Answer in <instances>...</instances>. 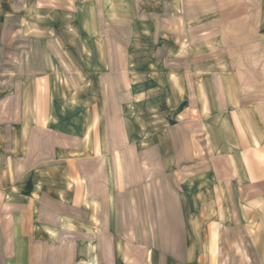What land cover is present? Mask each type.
Masks as SVG:
<instances>
[{
	"label": "crops",
	"instance_id": "1",
	"mask_svg": "<svg viewBox=\"0 0 264 264\" xmlns=\"http://www.w3.org/2000/svg\"><path fill=\"white\" fill-rule=\"evenodd\" d=\"M33 1L35 18L45 9L80 19L83 60L98 66L105 100H66L60 111L53 59L43 70L36 36V69L12 88L2 66L21 37L42 28L27 25L28 0H0V264H218L230 233L220 228L245 219L225 217L235 195L246 210L249 194L264 196V0L253 11L251 0ZM143 108L164 115L141 128L179 190L151 204L153 217L139 224L148 244L138 250L123 201L138 184V157L124 160L117 147L132 153L139 140L117 130L139 129L124 115ZM60 113L70 115L66 128Z\"/></svg>",
	"mask_w": 264,
	"mask_h": 264
},
{
	"label": "rangeland",
	"instance_id": "2",
	"mask_svg": "<svg viewBox=\"0 0 264 264\" xmlns=\"http://www.w3.org/2000/svg\"><path fill=\"white\" fill-rule=\"evenodd\" d=\"M251 6L252 11L255 10L258 6V2H253V0H251ZM27 9V25L33 28L35 21H37V25L42 28V34L34 35L32 33L21 37L20 43H23V45H19L16 49H13L10 58L5 60L6 64L2 66L1 73H4L6 80L11 81L12 88L18 85L22 77L31 74L36 69V49L32 42L34 39L33 37L36 36L37 38L40 37L39 40L43 42L44 46V50H42L41 56H39V61L41 62L43 70L47 67L50 70V64H52L50 60L53 59L51 72L54 76H58L56 94L60 98L58 103L60 111L64 112L63 107L65 106L64 101L66 100L67 105L71 107L76 105L101 107L105 99L99 97L100 91L98 82L95 78L96 74H94V71L97 72L98 66L89 65L83 60L85 57L82 48L84 39L76 30V25L79 24L80 19L63 10L52 12L51 10L45 9L43 10V16L41 18H35L33 0H28ZM50 30H52V32H50ZM94 55L92 56V63H97V54ZM86 57L89 56L87 55ZM84 75L86 76L85 78ZM81 95L84 96L82 97ZM119 101L120 98L118 99V102ZM145 109L146 108H143V111H140L138 115L130 112L124 115V121L126 120V124H128L129 127H132V125L135 126L136 118H138L139 129L117 130V136L119 137L122 136L125 138L133 133V136L136 135L134 138L139 140V145L136 148L134 147L135 151L132 153L128 150L129 146L117 147L118 153L123 156L124 160L127 158L129 160L132 159L131 155H133V158L135 156L138 157V171L140 177L134 179L138 184L128 188L126 190L127 199H123V201H128V205L132 207V209L124 210V217H127V220L133 221L126 237L132 242V246L138 248V250H145L148 244L145 240L147 239L146 235L143 233L145 227L139 226V224L144 225L147 219L153 217L151 215V207H153L151 204L153 202L156 203L163 196V193L171 196L172 192L175 193L179 190V183L177 180L170 178L169 173H166L164 170L161 147L157 145L148 147L146 142L148 139H151L152 136H147L150 135L148 134V130L146 128H141V126H145V123L142 122L143 120L149 119L153 121V116L154 119L158 116L159 119H161L164 115L161 117V115L157 113L146 114ZM58 116L60 125H64V128H66V117H70V115L60 113ZM74 116L77 120V117L80 115L75 114ZM97 116L98 115L95 116L91 114V117L95 118L94 120L96 121L100 120L98 119L100 117ZM62 119H64V121ZM154 123L159 124L161 122L154 120ZM58 132L59 135L61 133L65 134L67 130L60 129ZM109 134L108 132V137L110 136ZM111 136L115 135L111 134ZM203 152L204 156H209L211 154L209 146L205 141L203 144ZM126 155H128L127 158ZM129 160L127 161V169L131 170L133 168ZM151 160H154V162ZM209 162L210 161L203 162V171L209 169ZM208 181L204 180L203 184L205 185ZM209 196L212 198V195ZM252 196L253 195L249 194L247 197L250 202L248 205V207H250L249 210H246V208H244L245 206L240 204L238 195H235L232 201L231 205L233 209L225 210V217H234L238 220L241 218L245 219L241 222L236 220L234 225H225V227L222 226L220 228V230L223 229L226 232L230 230V233H222L221 235L222 239L219 242V255L217 258L218 264H264V196L261 197L260 200L253 199ZM234 206L237 207L234 208ZM154 212L156 217L158 211L155 210ZM201 213L210 216L212 213L214 214V211L207 210L201 211ZM247 213H249V215ZM247 216L250 217V224L248 223ZM205 245H207V243L202 242L200 247H205Z\"/></svg>",
	"mask_w": 264,
	"mask_h": 264
}]
</instances>
